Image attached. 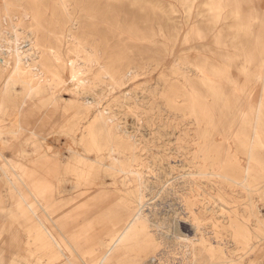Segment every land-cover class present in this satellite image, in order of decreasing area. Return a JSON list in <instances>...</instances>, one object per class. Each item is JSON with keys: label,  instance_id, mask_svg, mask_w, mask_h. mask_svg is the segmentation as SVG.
<instances>
[{"label": "rangeland", "instance_id": "1", "mask_svg": "<svg viewBox=\"0 0 264 264\" xmlns=\"http://www.w3.org/2000/svg\"><path fill=\"white\" fill-rule=\"evenodd\" d=\"M31 1L29 10L15 7V18L4 27L10 30L11 25L18 26L12 40L25 36L32 41L31 27H23L31 25L24 22L30 11L38 50L56 54L52 45H63L64 30L70 26L68 16L74 12L64 7L60 10L53 0ZM97 1L101 9L108 7L111 20H98V12L82 20L79 32L71 37L74 41L68 50L74 60H70L69 68L63 60H43L50 71L47 82L59 89L69 87L58 93L64 98L78 86L72 81L73 72H79L76 77L82 85H89L90 81L84 79L93 77V73L82 71L95 59L82 43L95 37L82 33L88 29L100 35L98 39L103 42L108 34H115L109 42L113 40L117 48L106 58L100 56L96 69L97 79L112 82L113 86L107 87L109 95L99 98L104 107L111 105L117 120L136 137L135 152L142 163L136 168L144 172L143 181L128 173L132 180L124 185V171L129 167L110 165L105 160L109 164L104 167L109 173L105 185L93 180L78 183L73 166L85 173L100 169L94 139L74 145L75 156L89 157L91 167L79 163L65 148L64 136L55 140L47 137L48 142L18 140L12 149L5 150L9 161H23L40 179L45 176L51 180L66 170L68 192L56 188L54 195L58 202H67L66 209L72 212L53 216L56 223H61L62 231L61 227L54 229L47 215L35 218L4 213L15 209L17 199L10 194V183L0 176V206L5 209L0 212V264H99L106 254L103 264H190L193 248L200 253L201 236L213 243L216 235L222 239L220 244H226L224 235L231 228L225 216L234 217L233 221L240 219L233 223V229L243 232L258 230L255 216L264 220V131L261 136L251 135V141V136L244 133L222 130L230 121L240 119L232 113L257 103L263 109L264 130V94L256 76L264 50V0H109V6H105V0ZM153 26L159 32L163 30L155 43L146 37ZM245 56H251V60L244 61ZM215 62L224 65L223 71L212 73L209 64ZM187 65L191 71L184 77L181 73L188 71L184 68ZM197 65L204 66L207 83L196 75L201 74ZM33 124L40 128L38 122ZM199 129H212L206 135L213 140L206 161L198 154L202 141ZM54 158L68 165L52 168L48 161ZM121 158L125 161V154ZM205 162L209 171L247 179L239 185L218 175L204 174ZM190 170L197 173L188 175ZM112 177L117 184L111 183ZM46 188L50 190L48 185ZM135 213L133 224L139 226L132 225L119 246H114ZM50 231L68 242L70 261L53 244ZM197 264H208L205 254L201 253Z\"/></svg>", "mask_w": 264, "mask_h": 264}, {"label": "bare ground", "instance_id": "2", "mask_svg": "<svg viewBox=\"0 0 264 264\" xmlns=\"http://www.w3.org/2000/svg\"><path fill=\"white\" fill-rule=\"evenodd\" d=\"M53 2L60 10L62 9L61 7H64V9H72L74 13L72 16H68L69 20L67 22L70 26L64 30L63 45L57 48V45L53 44L52 51L56 54H53L52 52L48 55L38 50L37 42L35 40V30L33 27L34 20L30 11L24 16V22L29 21L31 22V25L24 24L25 26L23 27H31L32 32L30 33V37H32V41H27V37L25 36H23V38L19 41H14L12 39L15 36L16 30H18V26L11 25L10 30L4 27L7 26L8 20L13 17L15 18V7L18 6L20 9L29 10L32 1L0 0V176L4 178L6 182L10 183V188L13 190L10 194L15 196L17 199L15 209L8 211L4 209V206H0V208L3 209L0 212L3 213L5 210L4 213L12 214L16 217L31 215V217L39 218L42 217V215H47L54 225V229H59L61 227V223H56L53 216L63 215L71 211L66 209L67 202H58L54 195L56 188L63 193L68 192L65 185L69 182V179L65 177L66 175L64 171L66 170H63L60 175L55 174L54 178H51V180L45 176L43 179H40L39 176V178H37L34 174L30 173L23 161H9L6 157L5 150L12 149L18 140L24 139V141H28L34 138L45 139L47 141V137L55 140L64 136L63 138H65V141L63 143L65 144V148H67L71 154H74V158H77L79 163H83L86 167H91L92 164L91 161H89V157L83 155L81 157L75 156L76 149L74 148V145H79L81 143L84 144L87 143L89 139H94L97 146L96 162L100 169L97 173H85V171L79 170V166H73L78 183H81L83 180H93L99 184L105 185V176L109 175V173L104 167L109 164H121L122 166L124 165L129 167V169L124 171L126 174L125 177H123L124 185L132 180L127 176L128 173H131L133 176H136L139 180L143 181L144 175L142 176V173L144 172H142V169L136 168L142 165V163H139V157L136 156L135 152L136 148H138L136 137L129 130H127L125 126L123 127L120 121L117 120V113L115 112L116 114H114V110H112L111 105L109 107H104L99 98V96L104 95L106 97L109 95V92L106 93V90L108 89L107 87L108 85H110V87L113 86L112 82L108 84L105 81L98 80L96 69L97 65L100 63L99 57L102 56L106 58V54L108 55L110 53L111 55V51L114 52V49L117 48V43L113 40L109 42L111 38L113 39V35H115L114 33H112L113 35L108 34L105 42L98 39L100 35L89 32L90 30L88 29L82 33V36L85 37H95V39L91 41H87L85 39L83 41L84 43H82V47L87 48L90 56L95 59V63H88L87 68L82 71L84 73H93V77L84 79L90 81L89 85H82V80H79L76 77L79 72H73L71 76L72 81L77 82L78 86L69 90V93L64 98L58 93L68 91L69 87H61L59 89L55 87L51 81L47 82L49 80L50 71L45 66L43 60L47 57L57 62L58 60H63L66 61L67 67L69 68L70 60H74L72 54L70 53L71 51L68 50L70 48L69 46L74 41L71 37L73 34L79 32V29L82 27L81 21L87 20L88 17L91 16L92 12H98V20H109V18L111 20L112 15L109 13L110 10H107L108 7L101 9L97 0H53ZM104 4H106L105 6H109V0H105ZM216 15L219 18H222V14L217 13ZM162 33V29H160L159 32L153 26V30L146 37L149 41L155 43L157 42V36ZM140 40L143 39L140 37ZM262 53V61L260 63L261 69L257 71L256 76L258 78V82L262 86V93L264 94V50ZM66 55L68 56L66 57ZM78 59L80 60L79 57ZM243 60L249 62L251 60V56H245ZM209 66L212 73L223 71L224 67L223 64L216 62L209 64ZM197 67L200 69L201 74L197 73L196 75L200 77L202 82L207 83V73L204 66L197 65ZM179 68L181 69L180 64ZM184 68L188 71H182L181 74L184 77H188L191 69L189 70L190 67L188 65ZM244 69L246 71L248 70L246 64H244ZM82 72L81 76L84 74ZM18 84L21 85V91L17 89ZM35 84H38L37 87L39 88L37 90H35L37 88L35 87ZM247 99L248 97L246 98V101H248ZM231 115L237 116L240 119L238 121H230L226 124L228 125L227 128H223L222 130L231 131L233 134L244 133L249 136L254 134L261 136L263 134L264 130L261 119L263 109L260 103L248 105V107L246 106L241 108L237 113H232ZM34 121L38 122L40 127L39 129L34 126ZM211 130L212 129H199V132H201L199 138L202 141L198 145V154L204 156L205 161L207 158H210V152L208 151L213 145L211 137H206ZM51 145L52 144L50 143V147L54 146ZM54 151L56 153L58 152L56 149ZM126 151H129V153ZM122 154H125L126 156L125 161L121 160ZM27 160L29 162H34L35 159ZM49 160L51 162H48L51 166H53L52 168L56 167L57 169L68 165L67 161H62L58 158ZM105 160H108L109 164L106 163ZM206 164L207 162H205V168L202 171L204 174L218 175L239 185L243 184V182L247 179L244 177L243 180H239L238 178L221 172L214 173L209 171L210 169H207ZM16 166H20L19 170H15ZM196 173L197 172L192 170L187 171V174L191 176H194ZM110 179L112 180H110L111 183L114 185L117 184L114 177ZM52 180L53 184H49ZM27 183H30V185ZM46 185L49 186L50 190H47ZM116 188L121 191L119 187ZM102 191L105 190L103 189ZM105 192H108V190ZM2 195L4 196L5 194ZM254 198H256V196ZM258 210L261 209L259 208ZM134 216H136V213L130 217L127 224L118 234V237L113 243L114 246H119L118 243L123 238L125 233L131 229L132 225L134 228L139 226L137 223V225L133 224ZM225 218L230 219L228 221L229 227L231 228V231H226V234L224 235L226 244H220V242H222L221 236H218L221 239L219 240L216 238V235H213V243H207L208 240L206 237L201 236L200 253L196 252V247L193 248V260L190 264H197L201 253L205 254L208 264H264V220H262L259 216H255L258 230L251 232L246 230L243 232V230L233 229L235 226L233 223L241 221L240 219L233 221L231 218L234 217L225 216ZM62 226L64 227V225ZM41 227L43 226L41 225ZM197 227H199V230L202 228L199 224ZM61 229L62 227L60 230ZM50 235L53 244L63 250L65 256L64 259L70 261L69 253L72 252V250L69 246H66L68 245V242L67 244L63 242L60 239V236L56 238L55 233L51 231ZM214 241L216 243H214ZM253 254L255 255L252 256ZM106 258L107 254L99 261V264H103Z\"/></svg>", "mask_w": 264, "mask_h": 264}]
</instances>
